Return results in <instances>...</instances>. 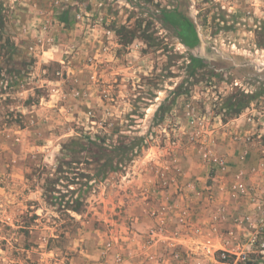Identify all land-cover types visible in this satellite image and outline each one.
Returning a JSON list of instances; mask_svg holds the SVG:
<instances>
[{
  "label": "rangeland",
  "instance_id": "obj_1",
  "mask_svg": "<svg viewBox=\"0 0 264 264\" xmlns=\"http://www.w3.org/2000/svg\"><path fill=\"white\" fill-rule=\"evenodd\" d=\"M191 56L204 63L194 75ZM73 139L87 148L66 164ZM228 141L264 148V0H0V264H127V183L203 167L206 185L216 171L227 180L209 191L211 224L225 226L189 260L264 264V203L218 154ZM61 162L77 183H47ZM74 198L79 215L47 204Z\"/></svg>",
  "mask_w": 264,
  "mask_h": 264
},
{
  "label": "crops",
  "instance_id": "obj_2",
  "mask_svg": "<svg viewBox=\"0 0 264 264\" xmlns=\"http://www.w3.org/2000/svg\"><path fill=\"white\" fill-rule=\"evenodd\" d=\"M242 116L232 120V126L240 125ZM245 124L242 125L251 132L252 127ZM226 145L229 147L224 144L220 147L217 143L218 154L227 150L225 157L233 171H243L247 183L251 184L254 201L264 203V148L254 141L243 146L238 143L237 151L229 141ZM193 174L196 176L183 179L181 183H127L132 189V194L126 195L125 212L130 219L127 247L132 254L127 264H195L194 258L189 260L192 254L189 251L202 249V242L211 240L209 236L222 234L221 228L225 225L217 229L211 224V206L218 200L209 196V191L219 196L215 190L222 188L221 183L227 180L216 171L214 184L208 186L204 183L205 167ZM195 230L199 234H195Z\"/></svg>",
  "mask_w": 264,
  "mask_h": 264
},
{
  "label": "trees",
  "instance_id": "obj_3",
  "mask_svg": "<svg viewBox=\"0 0 264 264\" xmlns=\"http://www.w3.org/2000/svg\"><path fill=\"white\" fill-rule=\"evenodd\" d=\"M184 31L190 33L191 27L188 23L184 24ZM204 67V63L202 61V59H199L197 57H189V63H188V68L190 69V73L191 75H194L195 72H197L198 69H201ZM188 91H182L180 92L179 87L177 89H175L173 92H171L170 94H173L174 96H180L181 94H187ZM259 95H257V97H259ZM249 100V99H248ZM248 100H245L244 97L242 96L241 98H237V100L235 99L233 104H228L226 107L229 110V114L231 116H238L241 111L243 109H245L247 107L248 104ZM230 103V102H229ZM169 111L168 108V104H167V98L164 99L161 103H159L156 111L153 114V122L154 123H159L163 120L166 112ZM90 145H92V142H89ZM75 148H73V147ZM87 147H85V145H81L78 140H71L70 143L63 145L62 147V153L65 156V159H67V161H65L66 164H70V163H74L75 161H78L79 159L76 158L77 154H82L85 149ZM128 151V147H126L125 145L123 146L122 152L125 153ZM125 159H121V161H124ZM64 163V164H65ZM113 164H112V159H107L103 165V170H98L97 173H95L92 177L94 180H96V178L100 175H102L103 173L109 172L110 170H112L113 168ZM77 173H75V171H70L68 169H65L63 162H61L56 171L55 174L53 175V177L51 179L48 180L47 183H77L78 181H76L77 178ZM73 192V191H72ZM65 196H63L64 198ZM47 204L49 206H53L54 208L56 207H63L65 209V211H69V212H73L77 215L80 214V207L82 205L80 198H74L72 200H67L64 203H62V201L59 202H52V201H47ZM67 219L71 222H74L73 217H70L69 215L67 216Z\"/></svg>",
  "mask_w": 264,
  "mask_h": 264
},
{
  "label": "built area",
  "instance_id": "obj_4",
  "mask_svg": "<svg viewBox=\"0 0 264 264\" xmlns=\"http://www.w3.org/2000/svg\"><path fill=\"white\" fill-rule=\"evenodd\" d=\"M205 156H207V155H205ZM209 160H210V162L218 165L220 169H224V163H223V161H220V160H218V159H216L214 157L211 158V159H209ZM237 178L238 179H237V182L236 183H243L242 180H239L241 178V175H239ZM239 189L242 190V184H239ZM194 233L195 234H199L198 230H195ZM212 248L213 247L211 245V240L210 239L204 240L202 242V249L205 250L206 252H210V250Z\"/></svg>",
  "mask_w": 264,
  "mask_h": 264
}]
</instances>
